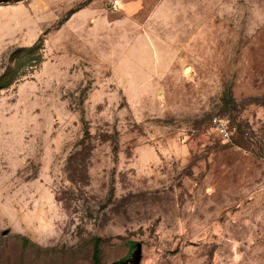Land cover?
<instances>
[{
    "label": "rangeland",
    "instance_id": "374dc122",
    "mask_svg": "<svg viewBox=\"0 0 264 264\" xmlns=\"http://www.w3.org/2000/svg\"><path fill=\"white\" fill-rule=\"evenodd\" d=\"M118 1L0 0V264H264V0Z\"/></svg>",
    "mask_w": 264,
    "mask_h": 264
},
{
    "label": "built area",
    "instance_id": "2783aa9c",
    "mask_svg": "<svg viewBox=\"0 0 264 264\" xmlns=\"http://www.w3.org/2000/svg\"><path fill=\"white\" fill-rule=\"evenodd\" d=\"M214 124L217 127L218 131L225 137L230 138L232 132L228 128V121L222 117H215Z\"/></svg>",
    "mask_w": 264,
    "mask_h": 264
},
{
    "label": "trees",
    "instance_id": "16d2710c",
    "mask_svg": "<svg viewBox=\"0 0 264 264\" xmlns=\"http://www.w3.org/2000/svg\"><path fill=\"white\" fill-rule=\"evenodd\" d=\"M99 240H95L94 250H93V258L97 262L99 260Z\"/></svg>",
    "mask_w": 264,
    "mask_h": 264
},
{
    "label": "bare ground",
    "instance_id": "6f19581e",
    "mask_svg": "<svg viewBox=\"0 0 264 264\" xmlns=\"http://www.w3.org/2000/svg\"><path fill=\"white\" fill-rule=\"evenodd\" d=\"M117 3H119V1H118V0H117ZM187 71H189V68H188V70H186V72H187Z\"/></svg>",
    "mask_w": 264,
    "mask_h": 264
},
{
    "label": "water",
    "instance_id": "95a60500",
    "mask_svg": "<svg viewBox=\"0 0 264 264\" xmlns=\"http://www.w3.org/2000/svg\"><path fill=\"white\" fill-rule=\"evenodd\" d=\"M186 70H188V68Z\"/></svg>",
    "mask_w": 264,
    "mask_h": 264
}]
</instances>
